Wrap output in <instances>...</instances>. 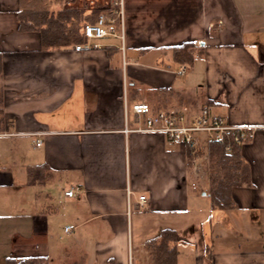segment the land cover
Listing matches in <instances>:
<instances>
[{"label": "crops", "instance_id": "crops-1", "mask_svg": "<svg viewBox=\"0 0 264 264\" xmlns=\"http://www.w3.org/2000/svg\"><path fill=\"white\" fill-rule=\"evenodd\" d=\"M19 7L0 0V264H151L165 229L176 264H264V0H125L123 49L106 38L80 53L42 50ZM185 43L190 64L171 50ZM134 103L257 127L231 208L213 207L208 162L134 130Z\"/></svg>", "mask_w": 264, "mask_h": 264}, {"label": "trees", "instance_id": "trees-1", "mask_svg": "<svg viewBox=\"0 0 264 264\" xmlns=\"http://www.w3.org/2000/svg\"><path fill=\"white\" fill-rule=\"evenodd\" d=\"M51 0H20L17 12L18 28L21 32H37L40 36L41 49L59 50L84 43V18L92 17L96 21L99 10L65 11L55 10ZM54 11H56L54 13ZM192 45L185 43L173 47L174 58L179 63H192L194 53ZM1 74V73H0ZM208 170L210 174L208 196L213 207L231 208L233 206L231 190L233 187L250 183V170L240 155V146L233 145L231 152L224 151V145L210 143L208 145ZM31 182H35L38 169H29ZM177 239L173 230L165 229L158 237L146 244L151 264H176ZM6 264H47L46 260L38 257L26 258L20 261L7 259Z\"/></svg>", "mask_w": 264, "mask_h": 264}, {"label": "built area", "instance_id": "built-area-1", "mask_svg": "<svg viewBox=\"0 0 264 264\" xmlns=\"http://www.w3.org/2000/svg\"><path fill=\"white\" fill-rule=\"evenodd\" d=\"M86 2L99 10L94 23H85L83 26L84 43L75 44L73 51L80 53L99 49L97 42L106 38H118L121 47H124V2L125 0H86ZM186 66H180L178 75L186 72ZM125 107V116L126 113ZM130 111L136 119L143 117V125L135 131L158 133L164 135L175 144L183 145L188 158L196 168L202 169L201 161L208 162V145L218 143L224 145L225 152H231L232 146H241L254 137L257 127L227 125L223 117L202 109L198 114L188 116L179 110H160L151 113L150 107L145 103H134ZM40 141H36L39 145ZM197 163H199L197 165ZM79 188H71L65 192L67 197H75ZM144 202L143 199L140 200ZM70 228L66 227L65 231Z\"/></svg>", "mask_w": 264, "mask_h": 264}, {"label": "rangeland", "instance_id": "rangeland-1", "mask_svg": "<svg viewBox=\"0 0 264 264\" xmlns=\"http://www.w3.org/2000/svg\"><path fill=\"white\" fill-rule=\"evenodd\" d=\"M52 2L54 1V9L58 11L60 10H65V11H83L84 13H87L89 10H97L96 8H93L90 6L86 0H51ZM56 11H54L55 13ZM92 17L89 18H84L81 22V24L89 23L92 20ZM207 168V169H206ZM206 169V175L209 176L210 170H208V166H205Z\"/></svg>", "mask_w": 264, "mask_h": 264}]
</instances>
